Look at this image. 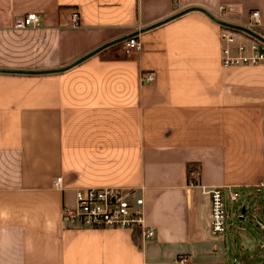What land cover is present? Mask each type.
<instances>
[{"label":"crops","instance_id":"obj_1","mask_svg":"<svg viewBox=\"0 0 264 264\" xmlns=\"http://www.w3.org/2000/svg\"><path fill=\"white\" fill-rule=\"evenodd\" d=\"M191 5L246 26L259 10L264 37V0H0V67H62ZM28 12L40 24L16 28ZM222 29L191 10L138 34L140 50L122 41L66 70L0 71V264H251L229 250L228 229L211 231L203 191L264 183V63L223 64ZM87 187L134 190L155 237L65 221ZM255 197L242 195L231 238L253 223L264 234Z\"/></svg>","mask_w":264,"mask_h":264},{"label":"built area","instance_id":"obj_2","mask_svg":"<svg viewBox=\"0 0 264 264\" xmlns=\"http://www.w3.org/2000/svg\"><path fill=\"white\" fill-rule=\"evenodd\" d=\"M223 18L220 15H217ZM73 25H79V14L71 12ZM224 19V18H223ZM226 20V19H225ZM41 22V16L36 12H28L19 17L15 23L16 28L36 27ZM262 23L259 10L252 12V19L248 27H256ZM237 32L231 28H223L221 31L222 61L225 65L264 63V42L254 38L249 43L237 40ZM125 50L131 52L140 50L142 42L139 37L131 36L124 40ZM154 74L143 71L141 80L143 83L153 82ZM191 184L199 183L200 171L195 168L191 173ZM57 186H62V177H57ZM264 187V183L259 184ZM203 191L210 196V226L216 235L226 233L228 223L227 197L232 202L241 198L240 188L224 185L206 187ZM64 219L67 222H80V225L89 227H109L139 229L144 239L155 237L156 229L148 224L144 213V198L136 195L132 189L120 187H87L76 192L75 205L67 207L64 211ZM264 250V240L260 244ZM181 264H192L187 256L177 259Z\"/></svg>","mask_w":264,"mask_h":264},{"label":"water","instance_id":"obj_3","mask_svg":"<svg viewBox=\"0 0 264 264\" xmlns=\"http://www.w3.org/2000/svg\"><path fill=\"white\" fill-rule=\"evenodd\" d=\"M191 10H200V11H203L204 13H206L209 17H211L214 21H216L217 23H219L220 25H223V26H226V27H229V28H232V29H235V30H238V31H242V32H245V33H248L249 35L255 37L256 39L264 42V37L259 34L258 32H256L255 30H253L252 28L246 26V25H243V24H239V23H235V22H232V21H228V20H225L217 15H215L214 13H212L209 9L201 6V5H191L189 7H186L184 9H181L163 19H160L154 23H151L149 25H146L140 29H136L134 31H131L129 33H126L124 35H121L119 37H116L110 41H107L101 45H99L98 47H96L95 49L89 51L88 53L82 55L81 57H79L78 59L72 61L71 63L67 64V65H64L62 67H57V68H50V69H37V70H33V69H16V68H6V67H0V71H7V72H28V73H42V72H53V71H61V70H66L68 68H71L72 66L78 64L79 62H81L82 60L88 58L89 56L95 54L96 52L102 50L103 48L111 45V44H114V43H118V42H122L124 40H126L127 38L131 37V36H135V35H138L140 34L141 32H144L145 30H148L150 28H153L155 26H158L160 24H163L169 20H172L173 18H176L188 11H191ZM245 211V209L243 208V212Z\"/></svg>","mask_w":264,"mask_h":264},{"label":"rangeland","instance_id":"obj_4","mask_svg":"<svg viewBox=\"0 0 264 264\" xmlns=\"http://www.w3.org/2000/svg\"><path fill=\"white\" fill-rule=\"evenodd\" d=\"M262 200H263V204L262 206L264 207V195L261 196ZM238 207V202H231V200L227 197V211H228V223L231 219H236V209ZM228 242H229V250L234 251L236 253H238L240 251V248L242 246V243H247L250 245V251H255L256 249H261L260 248V244L263 240V233L260 230V228L258 226L255 225V223H253L251 225V234H249V236H244L245 234H235L236 238H231L232 236V231L231 228L228 227ZM235 253V254H236ZM237 255V254H236Z\"/></svg>","mask_w":264,"mask_h":264},{"label":"trees","instance_id":"obj_5","mask_svg":"<svg viewBox=\"0 0 264 264\" xmlns=\"http://www.w3.org/2000/svg\"><path fill=\"white\" fill-rule=\"evenodd\" d=\"M221 26L223 28H229V27H226V26H223V25H221ZM233 30H235V29H233ZM236 31H238V30H236ZM243 33H245V32H243ZM246 34H248V33H246ZM135 36L138 37V35H135ZM253 38H255V37H253ZM246 191H249V192H252V193H256V197L252 201V204H255V203H256V205H262L263 204V200H262L261 196L264 195V187H254V188H251L249 190L241 189L240 190L241 198H242V195ZM242 200H243V198L238 202V206L242 205L245 210L249 209L247 207V204H246L247 202L244 203V205H243L242 204L243 203ZM245 214L246 213H244V215ZM239 229H241V228H239ZM236 254H237L236 256L240 259V262H246V263H251V264L264 262V250L263 249H256L255 251H249V250H246V249H240V251L238 253H236ZM232 255H233V253L230 254V256H232Z\"/></svg>","mask_w":264,"mask_h":264}]
</instances>
